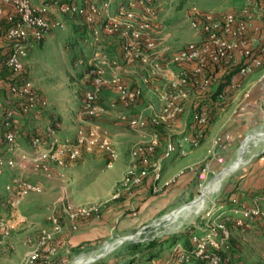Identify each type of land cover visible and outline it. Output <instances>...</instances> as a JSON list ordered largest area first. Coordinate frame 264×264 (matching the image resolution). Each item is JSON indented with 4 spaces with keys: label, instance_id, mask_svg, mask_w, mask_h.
Masks as SVG:
<instances>
[{
    "label": "built area",
    "instance_id": "obj_1",
    "mask_svg": "<svg viewBox=\"0 0 264 264\" xmlns=\"http://www.w3.org/2000/svg\"><path fill=\"white\" fill-rule=\"evenodd\" d=\"M63 18L76 20L84 28L82 42L89 50L87 59L75 62L85 69L81 78L86 88L81 95L80 124L72 139L58 137L57 123L45 124L41 133L32 134L27 147L22 149L13 127L16 115L36 120L48 106L31 82L23 77L25 59L28 50L40 44L49 33L66 29ZM184 19L198 40L171 52L164 44L166 36L155 0H0V94L6 95V101H0V171L16 170L0 190V207L7 209L6 214L0 213V246L27 222L19 210L22 200L43 192L42 186L29 181L27 175L48 176L52 167L65 170L87 154H101L104 168H109L117 159L112 136L99 123L102 115L113 111L119 126L133 135L147 137L145 143L130 148L128 164L114 184L109 199L132 196L148 177L155 191V183L160 180L161 161L171 155L184 157L199 144L208 112L197 106V99L205 97L209 91L215 68H222V72L235 70L238 80L263 68L264 0H242L239 9L223 13L191 7ZM106 40L112 41L116 48L112 56L103 52L102 42ZM2 69L5 77L1 76ZM128 69L133 71L135 79H127ZM257 83L262 86L259 111L264 117V70ZM237 86L238 82L230 78L227 88L233 90ZM103 91L111 94L106 106L99 103ZM145 94L152 99L144 100ZM183 120L185 126H189V133L175 140L166 138L160 157L154 158L158 147L154 128L179 126ZM227 139V136L216 137L206 152V160H211L214 149ZM195 170L196 167L189 166L177 175ZM61 171L58 177H63ZM169 182H173V178ZM108 201L74 206L65 194L55 199L47 209V226L40 228L35 238H26L24 242L27 250L23 264H35L39 257L47 262L55 253L53 240L62 234L64 224L75 231L77 222L98 218ZM258 201L264 203V195L253 199L249 207L229 210L234 216L235 228L243 231L245 220L256 221L262 217ZM211 215L208 212L201 216L204 220L201 227L190 223L188 247L173 243L160 264L226 262L222 254L229 249V217H222V213L213 218ZM160 221L151 225L157 227ZM146 228L145 225L139 227L133 235L125 237L129 239L125 242H141L137 238ZM261 228L264 232V222ZM115 240L104 242L102 251L104 245Z\"/></svg>",
    "mask_w": 264,
    "mask_h": 264
},
{
    "label": "rangeland",
    "instance_id": "obj_2",
    "mask_svg": "<svg viewBox=\"0 0 264 264\" xmlns=\"http://www.w3.org/2000/svg\"><path fill=\"white\" fill-rule=\"evenodd\" d=\"M155 2L158 17L161 19V26H163V35L166 36L164 44L169 47L171 52L179 50L188 42H193L195 38V33L188 28L184 19L188 9L195 6L199 10L209 11L219 4L214 0H155ZM241 4L242 0L235 2L226 0L222 5L225 8L223 11H236L241 7ZM63 20L66 25L63 32L52 31L40 44L33 45L28 50L25 59L24 78L31 82L33 88L46 100L48 106L40 112V120L29 117L20 118L19 115H16L14 120L18 126H39L44 123H57L59 126L63 123L71 126L80 124L78 123V114L81 106V95L86 88V84L81 81V78L85 69L75 65V62L78 59H87L89 50L82 42L85 32L78 21L66 20L65 18ZM105 43L106 41L102 42V45ZM110 52L105 50L106 54ZM208 94L197 99V101L208 103L205 100ZM0 101H6L5 94H0ZM52 110L55 111L54 114L51 113ZM104 116L106 117V115H102L101 118ZM101 118L99 123L102 121ZM111 128L112 131L129 136L133 135L122 126H112ZM173 135L174 139L180 138L177 133ZM255 135L264 137V117L262 115L255 126H246L233 144L225 143L217 146L211 160H206L205 156L200 163L192 165L196 167V170L186 176L183 184L179 185L177 181L175 183L169 182L161 188L155 186V191H152V187L149 186L145 190V194L140 195L139 198L136 196L137 193L135 194L137 191L135 189L130 197L120 196L116 200L109 199L114 184L121 176L123 167L128 164L127 160L123 166L120 159L117 158L109 168H104L103 163L99 160L87 159L75 169V175H84V177L79 183L67 190L69 202L74 206L82 205L100 197L109 200L107 203L118 202L120 206L122 204L135 206L136 203L142 204L147 199H151L150 205L142 211V220L135 224H131L130 220L138 217V214L131 217L130 213L135 212L138 206L133 207L134 209L131 211H124L122 217H125L127 224L120 228L116 235L114 231H110L108 235L106 232L105 242L111 243L117 238L133 235L143 225L147 228L144 234L137 238L141 242L121 243V240L117 239L113 243L115 248L108 253L107 250L105 251L106 245H104L103 251V244L100 245L99 243L70 247L63 242L64 239L61 236H58L54 241L55 253L48 258V264H77L80 262V258L95 257L101 252L106 254L88 264H121L123 262L124 264H160L168 255L173 242L182 244L185 241L188 243L187 229L191 228L189 224L194 223L195 226L201 227L204 220L200 218L208 212L212 214V218L218 216L219 213L223 214L222 217H229L227 226L230 231L233 251L229 254L230 262L228 264H264V232L261 228L264 222V203L261 201L256 203L262 217L256 221L245 220L246 227L243 231L233 226L234 216L229 213V210L235 207H249L253 199H259L264 195V174L256 177L247 175L257 161L262 160L264 162V141L255 144ZM247 142L249 143L246 144ZM132 146L133 144L129 143L125 150L128 158ZM157 152L154 158L158 157ZM238 155L241 158L240 165L235 170L227 171L220 176L224 170L238 164ZM174 156L176 155H171L168 159L161 161V172L168 171ZM14 173H16L15 169H2L0 177L10 176ZM218 176L220 177L214 181ZM176 178L173 177V180ZM243 179L245 180L244 183L239 185V181ZM253 184L258 187L257 191L250 187ZM206 186H209L211 192L203 198V190ZM0 188H2V183H0ZM202 198L204 199L203 204L196 207ZM54 200H46L43 192L31 194L22 200L19 210L26 216L27 222L37 221L38 213L41 211L43 214L41 216H45L46 221L47 209ZM32 204L36 205L38 210L28 213L26 206ZM172 211L175 212L169 215ZM0 213L6 214L7 209L0 207ZM161 219L163 221H160ZM158 221L160 222L157 227L151 225L152 222ZM46 226L47 224L44 223L34 225L32 233L21 237L18 248L3 250L0 253V264H23V255L27 250L24 244L26 238H34L37 231ZM17 230L11 236L16 234ZM146 240H154L158 247L151 257L141 259L137 254L143 245L134 247L133 244L142 243Z\"/></svg>",
    "mask_w": 264,
    "mask_h": 264
},
{
    "label": "crops",
    "instance_id": "obj_3",
    "mask_svg": "<svg viewBox=\"0 0 264 264\" xmlns=\"http://www.w3.org/2000/svg\"><path fill=\"white\" fill-rule=\"evenodd\" d=\"M214 1L219 2V4H217L215 8L209 11L216 13L227 12V11H223L225 8H223L222 6L226 0H214ZM228 1L235 2L236 0H228ZM194 37L195 38L193 39V41H197L198 37L196 34ZM103 50L114 52L116 51V48L112 41L106 40V43L103 46ZM262 70H264V66L261 70L255 71L254 73L245 77L242 80H238L236 76L231 77L233 80H236L238 82V86L233 90H228L227 95L225 96L224 99L220 101L215 100V102L213 103V108L214 110H216L215 112L216 115L214 120L209 125L203 140L196 148L188 150L184 157L174 156L172 162L169 164L168 171L161 172L160 180L157 183H155L156 187L161 188L163 186H166L167 183L170 181V179H172L173 177H178L177 174L180 171L184 170L189 166L200 163V161L203 160V158L205 157L206 152L212 147V142L216 137L227 136L228 137L227 141L223 140L220 144H225V143L233 144L234 141L237 140V138L239 137L240 133L243 132V130H245L246 126H255L256 122H259L261 116L259 111V106L263 97V93L261 88L262 86L257 83V79ZM132 72L133 71H128V74H126L127 79L130 80L131 79L133 80V78L135 79V76L133 75ZM212 73L216 77H218L221 75V73H223L222 68L216 67ZM245 93H247V97H244ZM110 98H111V94L107 91H103L99 96L100 105L106 106L109 103ZM151 99L152 97L149 96V94H145L144 100H151ZM220 104H222V106L220 108H217ZM51 113L54 114L55 111ZM104 115H106V117L104 116L103 118H101L102 121L100 123L110 132L114 147L118 154L117 158L120 159L121 164H123L124 166L126 160L128 161L129 159L127 157V154L125 153L127 145L129 143H132L133 145L138 143L141 144L145 143L147 141V137L146 136L139 137L136 135L129 136L123 133L112 131L111 128L112 126H119L114 119L115 112L111 111L105 113ZM184 123L185 122L183 120L179 126H161L162 127L161 130L163 134H165V138L169 137L175 140L173 137L174 133H177L178 135H180V137L187 135L189 133L188 130L189 126H185ZM45 124L46 123L39 126H18L15 120L13 127L16 134V140L18 145L21 148L27 147V142L29 137L32 134L41 133ZM76 127L77 126H71L68 125L67 123H63L61 126H59L58 137L60 139H72ZM161 150H162V146H160L156 150L158 151L157 158L160 157L159 155L161 154ZM87 159L99 160L104 165L103 156L98 153H93V154L82 155L81 158H79L74 165L70 166L65 170L61 171L52 167L50 175L48 176L27 175L26 178L29 179V181L38 183L42 186L43 195L45 196L46 200L57 199L60 196H62V194H65L68 197L67 190L70 189L76 183H79L80 180L84 177V175H75L76 174L75 169ZM124 168L125 167H123V170ZM59 171H61L63 177H58L57 173ZM262 173L264 174V162H262V160H259L251 168V170L247 175L248 176L253 175V177H256L261 175ZM8 178L9 176L0 177V183H2V186ZM185 179L186 177L178 179L177 184L179 185L183 184ZM244 181H245L244 179L239 181V185L244 183ZM152 184L153 183L151 182V179L149 177L146 178V180H144L143 185H141L135 192V194L137 193L136 194L137 198H139L140 195L145 194V190H147L149 186L151 187ZM250 187L255 189V191H257L256 189H258V187L255 184L251 185ZM102 200H106V199H102L99 197L92 201L83 203L82 205H86ZM150 202L151 199H147L142 204L136 203L135 206H132V204L128 206L122 204L120 206L118 205V202L107 203L101 209V213L98 218L77 222L75 231H70L68 228V224L65 223L61 238H63L64 239L63 242L68 244L70 247H82L85 245L86 246L93 245L94 243H99L100 245H102L106 241V232L108 235L110 231H114L116 235V232H118L120 228L124 227V225L127 224L125 217H122L124 211H131L132 209L138 206L135 212L130 213L131 217H134L135 215L138 214V217L134 218L133 220H130L131 224L133 223L135 224L137 221L142 220L141 219L142 211L145 209V207L150 205ZM36 207L37 206L34 204L30 206H26V211L28 213L35 212L36 210H38L36 209ZM41 212L38 213L37 221L33 220L32 222H27L25 225L21 226L17 230L16 234L10 237L9 240L10 245L8 246L9 249L13 250L14 247L18 248L21 243V237L28 235L29 233H32L31 231L34 225L41 223L47 224V222L45 221V216H41L43 215ZM9 249L7 247L0 248V253H2L3 250L8 251Z\"/></svg>",
    "mask_w": 264,
    "mask_h": 264
},
{
    "label": "trees",
    "instance_id": "obj_4",
    "mask_svg": "<svg viewBox=\"0 0 264 264\" xmlns=\"http://www.w3.org/2000/svg\"><path fill=\"white\" fill-rule=\"evenodd\" d=\"M84 30V28H83ZM85 32V30H84ZM103 52L105 53V50H103ZM113 52H110L108 55H111L112 56ZM234 73H235V70H231V71H228V72H223L221 73L220 76L216 77L214 74H211V81H212V84L210 86V89L207 93H209L207 96H206V101L208 103H200L199 101L197 102V106L198 107H204L207 112H208V118H207V123H206V126H204L201 130V133H202V137L199 141V144L200 142L203 140L204 138V135L209 127V125L211 124V122L214 120L215 118V115H216V110H214L213 108V103L215 102V100L217 101H220L222 99L225 98V96L227 95V92H228V88H227V84H228V81L229 79L234 76ZM3 77L6 76L4 70L2 69V73H1ZM25 75V74H23ZM24 77V76H23ZM222 106V104H220L217 108H220ZM161 126H158L156 128H154V132L157 134V137H158V147L156 148V150L162 146L163 147V144H164V141H165V134H163L162 130H161ZM192 134V133H191ZM198 144V145H199ZM156 150H155V153H156ZM155 153H154V156H155ZM193 173V172H192ZM191 173H188V172H183V174L179 175L175 180H173L172 183H175L178 179L180 178H183V177H186L187 175H189ZM144 183V182H143ZM142 183V184H143ZM139 188V187H138ZM137 188V189H138ZM101 213V211H100ZM92 219H95V218H92ZM90 220V219H88ZM86 221V220H84ZM228 227V226H227ZM59 236H62V234H60ZM58 237V236H57ZM56 237V238H57ZM35 238V237H34ZM55 238V239H56ZM55 239L53 240V245L55 246ZM10 238L0 246V248H4V247H7L9 249V245H10V242H9ZM175 243V242H173ZM135 244V243H134ZM133 244L134 247L136 246H142L141 250L138 252V257H140L141 259H148L149 257H151V255L153 253H155L154 251L156 250V248L158 247L157 243L154 241V240H151V241H144L142 243H136L135 245ZM182 245L184 247H188V243H186L185 241L182 243ZM187 245V246H186ZM56 248V246H55ZM134 249V248H132ZM233 251V248H232V242H231V238L229 239V249L227 250L226 253L222 254V256L224 258H227V261L226 262H223L221 264H228L230 262V259H229V254L230 252ZM145 256V257H144ZM132 257H134V255H132ZM35 264H48V262H45L43 257H39V259L36 261ZM121 264H124L121 263Z\"/></svg>",
    "mask_w": 264,
    "mask_h": 264
},
{
    "label": "bare ground",
    "instance_id": "obj_5",
    "mask_svg": "<svg viewBox=\"0 0 264 264\" xmlns=\"http://www.w3.org/2000/svg\"><path fill=\"white\" fill-rule=\"evenodd\" d=\"M254 140H255V144H257L258 142H262V141H264V137H262L261 135H255ZM248 141H249V140H248ZM248 143H249V142H247L246 144H248ZM246 144H245V146H246ZM243 145H244V144H243ZM242 147H243V146H242ZM240 163H241V158L238 159V164H237L236 166H231V167H229L228 169L224 170L223 173H222L220 176H222V175H223L225 172H227V171L235 170V169L240 165ZM220 176L216 177V179H215L214 181H216ZM210 192H211V190H210L209 186H206V187L204 188V190H203V198L206 197ZM203 198H202V199L196 204V207H200V206L203 204V200H204ZM114 245H115V244H113V243H112V244H108V245H106V247H105V251H106V250H107L106 252L110 251L112 248H114ZM91 258L94 259V257L80 258V259H79L80 262L77 263V264H88V263H90V262L93 261V259H91ZM79 260H78V261H79Z\"/></svg>",
    "mask_w": 264,
    "mask_h": 264
},
{
    "label": "water",
    "instance_id": "obj_6",
    "mask_svg": "<svg viewBox=\"0 0 264 264\" xmlns=\"http://www.w3.org/2000/svg\"><path fill=\"white\" fill-rule=\"evenodd\" d=\"M239 158H240V155L237 156V159H239ZM174 212H175V211H172L171 213H169V215L173 214ZM161 220H163V219H161ZM120 240H121V242H125V241H128L129 239H127V238H125V237H122ZM100 257H101V255H96V256L94 257L93 261H94L95 259L100 258Z\"/></svg>",
    "mask_w": 264,
    "mask_h": 264
}]
</instances>
